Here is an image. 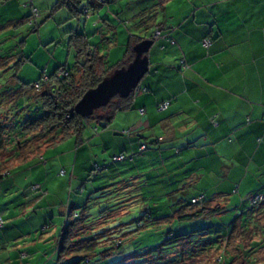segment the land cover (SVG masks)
<instances>
[{"label": "crops", "instance_id": "0c3cea01", "mask_svg": "<svg viewBox=\"0 0 264 264\" xmlns=\"http://www.w3.org/2000/svg\"><path fill=\"white\" fill-rule=\"evenodd\" d=\"M34 1L0 0V32L25 24L29 13L22 8L28 2L37 7ZM52 1L50 16L57 0ZM103 1L99 7L102 2L92 0L94 9L85 16L82 32L89 42L97 38L90 43L107 56L100 44H107L105 51L114 46L117 21L122 17L111 7L120 2ZM148 3L153 7L132 9L133 17L148 13L153 21L151 32L140 36L154 41L147 55L148 72L128 110L118 112L109 124L92 125L89 138L83 132L79 142L68 140H73L71 150L76 154L70 183L78 178L75 172L79 176L87 167L80 151L119 146L120 152L115 151L113 157L122 154L127 158L131 151L129 160L134 162L136 149L140 153V145L146 144L149 153L141 162L153 166L156 160L161 179L203 183V191H216L214 202L222 200L221 191L228 187V191H264V0ZM73 30L80 31L78 23ZM120 46L126 49L125 43ZM165 101L169 105L162 110ZM116 179L108 176V183L99 188H112L116 182L111 181ZM41 192L43 196L48 193ZM50 205L58 206L57 202ZM60 208L67 211V220L68 208L62 204Z\"/></svg>", "mask_w": 264, "mask_h": 264}, {"label": "rangeland", "instance_id": "374dc122", "mask_svg": "<svg viewBox=\"0 0 264 264\" xmlns=\"http://www.w3.org/2000/svg\"><path fill=\"white\" fill-rule=\"evenodd\" d=\"M132 1L136 3H130L129 0H117L120 2L118 5L111 4L114 12H118L116 16L122 17V20L120 23L117 21L119 28L116 29L114 46L105 51L107 44H100V51L108 56V65L122 58L125 47L120 45L127 44L130 34L143 36L145 31L153 29L150 14H144L145 16L142 17L139 13L133 17L132 12L136 7L144 9L148 5L151 7L153 5L148 3L149 0ZM34 2L37 7L28 2L25 5H28L27 8H22L25 14L28 12V16H31L29 22L20 24L13 31H7L8 28H5L6 31L0 32V87H7L4 91L14 90L23 85L27 87L39 79L50 76L57 67L66 65L70 68L74 63V51L67 45V33L75 29L77 23L82 32L85 16L80 21L70 19L66 10L58 11L50 16L52 0ZM32 9L38 11L37 16H32ZM128 19L130 20L127 21ZM124 32L125 35L127 34L126 42ZM112 33L114 35V32ZM97 41V38H90L91 43ZM151 51L153 53L154 50ZM20 59H23V63H18ZM16 64L18 68L15 67ZM14 76L17 79L12 78ZM141 84L142 82L139 86ZM12 100L11 97L8 101L12 102ZM91 130L90 126L84 131L85 139L89 138L88 133L91 135ZM72 144L73 140L65 141L46 150L39 159L26 164L20 160H14L5 162L3 165L1 173L6 174V177L0 179V219L2 220L0 264H57V241L66 223L65 214L67 213L60 208L61 204L65 210L67 208L69 210L73 205L79 207L88 202V209L92 216L97 215L99 211L102 215L101 211L104 209L126 208L121 218L115 216L117 218L115 221V218L113 221L109 219L107 230L114 228V233L110 236L112 243H104L102 249L98 248L104 251L110 248L108 244L124 242L120 253L105 260L98 255V259L102 261L96 263L117 264L124 259V256L131 253L137 255L136 262L144 260L145 253L163 243L168 232L176 236L210 228L214 234L215 232L225 233L235 215L249 207L253 196L259 194L264 197L262 190L244 191L242 188L240 191H228V187L225 191H221L224 192L222 200H218L220 204L226 205V211L223 214L204 220L180 223L172 217L176 209L190 203L193 196L214 200L216 191H203V183L197 184L190 181L178 183L161 179V175H158L156 170V160L152 162L153 166L141 162L142 156L146 157L149 151L139 153L136 149L137 154L133 155L136 159L134 162L129 160L131 151H128L127 159L115 162L113 153L120 152L119 146L111 147L107 151L93 147L92 153L80 151L79 156H83L82 162L85 161L87 167L84 171L81 170L82 173L79 176L77 175L79 171L75 172V178H78L70 183L72 165L76 157L72 151L74 148ZM4 158L2 156L1 160ZM151 169L154 171H150ZM108 176H117L116 180L111 181L116 183L111 184L110 189L101 190L99 187L108 183ZM246 183H248L247 180L244 181V186ZM183 184H186L184 189ZM81 188L82 191L79 193ZM178 188L181 190L178 191ZM234 188L236 189V185ZM41 191H48V193L43 196ZM100 195L105 196L100 198L102 197ZM53 202H57L58 206L50 205ZM67 203L68 207L65 206ZM149 210L152 212L151 219L145 218ZM258 218L259 226L264 229V215ZM236 243L229 242L227 248L231 254L239 255V258L235 260V263L239 264L241 257L240 253L235 251ZM245 246L247 248V244ZM254 258L255 264H264V248L258 250ZM209 260L207 257H201L196 261L187 260L185 264H208ZM127 264H131V260Z\"/></svg>", "mask_w": 264, "mask_h": 264}, {"label": "trees", "instance_id": "16d2710c", "mask_svg": "<svg viewBox=\"0 0 264 264\" xmlns=\"http://www.w3.org/2000/svg\"><path fill=\"white\" fill-rule=\"evenodd\" d=\"M100 1L102 3L99 7L104 3L103 0ZM93 9L92 0H57L51 14L66 10L70 19L78 21L81 17L88 16ZM30 18L31 16L25 18V23L29 22ZM67 34V45L74 51V63L70 68L66 65L59 66L46 79H39L27 87L23 85L9 91H4L7 87H0V179L6 177V174L1 173L5 162L20 160L26 164L37 160L46 150L65 141L74 139L79 142L83 132L93 124L100 126L109 124L118 112L131 107L132 100L139 91L138 86L126 98L115 96L105 107L95 110L90 116L77 115L74 107L84 93L95 88L115 70L127 67L134 58L132 47L145 39L138 35H130L122 58L108 65L107 56L102 55L98 46L91 44L89 37L83 32L70 30ZM20 62L23 63V59L18 63ZM15 67L18 68V65ZM12 78L17 79L16 76ZM11 97L13 100L9 102ZM142 146L145 147L144 150H141ZM139 150L140 152L147 150V145H140ZM2 156L5 157L4 160H1ZM122 156L124 157L122 161L127 159ZM81 191L82 188L79 193ZM100 196L104 198L105 195ZM117 196L118 194L115 198ZM256 197L261 199L255 201ZM194 199L176 209L172 217L180 223H188L220 216L226 211V205L220 202L205 200L202 197L200 201L192 203ZM263 200L264 197L259 194L253 196L249 207L235 215L225 233L214 234L210 228L176 236L168 232L163 243L145 253L144 260L136 262L137 255L131 253L124 256L122 264H127L130 260L131 264H185L187 260L196 261L201 257L210 259L208 264H234L239 255H233L228 251L227 245L231 241L237 242L235 251L240 253L239 264H255L254 254L264 248V229L259 226L258 218L264 215ZM124 211H126L124 207L110 208L101 211L102 215L99 211L97 215L92 216L88 202L83 206H72L58 236L57 264H96L102 261L98 259V255L105 260L120 253L124 242L108 244L110 248L104 251L98 248L102 249L104 243H112L110 236L114 233V228L107 230L109 219L113 221L115 216L121 218ZM150 216L151 210L145 218L151 219ZM110 230L112 231L109 232ZM122 261L117 264H121Z\"/></svg>", "mask_w": 264, "mask_h": 264}, {"label": "water", "instance_id": "95a60500", "mask_svg": "<svg viewBox=\"0 0 264 264\" xmlns=\"http://www.w3.org/2000/svg\"><path fill=\"white\" fill-rule=\"evenodd\" d=\"M154 41L145 39L132 47L134 58L125 68L115 70L95 88L84 93L74 107L77 115L87 117L101 107H105L112 98L128 97L141 83L149 69L148 53Z\"/></svg>", "mask_w": 264, "mask_h": 264}, {"label": "built area", "instance_id": "2783aa9c", "mask_svg": "<svg viewBox=\"0 0 264 264\" xmlns=\"http://www.w3.org/2000/svg\"><path fill=\"white\" fill-rule=\"evenodd\" d=\"M37 14H38L37 10H36V9H32V16H37ZM158 35H159V31L156 32L155 36L157 37ZM208 44H209V41L204 42V45H205V46H207ZM60 73H61V72H60ZM36 88H38V85H36ZM168 105H169V101H165V102H163V103L160 105V109L164 110V109H166V108L168 107ZM140 113H142V111H140ZM144 149H145V147L142 146V147H141V150H144ZM123 159H124V157H123L122 155H116V156L113 158V160H114V161H117V162L122 161ZM201 198H202V197H201ZM201 198H196V199H194V200L192 201V203H195V202L200 201ZM260 199H261L260 197H256L255 201H258V200H260ZM0 226H2V220H1V219H0Z\"/></svg>", "mask_w": 264, "mask_h": 264}]
</instances>
